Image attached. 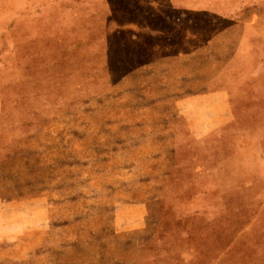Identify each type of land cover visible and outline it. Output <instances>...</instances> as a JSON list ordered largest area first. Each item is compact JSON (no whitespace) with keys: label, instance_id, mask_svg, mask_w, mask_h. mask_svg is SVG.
I'll list each match as a JSON object with an SVG mask.
<instances>
[{"label":"rangeland","instance_id":"1","mask_svg":"<svg viewBox=\"0 0 264 264\" xmlns=\"http://www.w3.org/2000/svg\"><path fill=\"white\" fill-rule=\"evenodd\" d=\"M0 264H264V0H0Z\"/></svg>","mask_w":264,"mask_h":264}]
</instances>
